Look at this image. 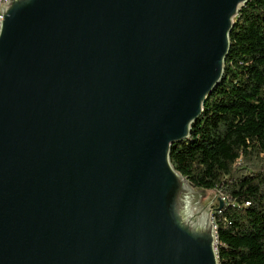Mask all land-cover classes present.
I'll use <instances>...</instances> for the list:
<instances>
[{
    "label": "water",
    "instance_id": "obj_1",
    "mask_svg": "<svg viewBox=\"0 0 264 264\" xmlns=\"http://www.w3.org/2000/svg\"><path fill=\"white\" fill-rule=\"evenodd\" d=\"M247 0H7L0 264H219L170 161L223 77Z\"/></svg>",
    "mask_w": 264,
    "mask_h": 264
},
{
    "label": "trees",
    "instance_id": "obj_2",
    "mask_svg": "<svg viewBox=\"0 0 264 264\" xmlns=\"http://www.w3.org/2000/svg\"><path fill=\"white\" fill-rule=\"evenodd\" d=\"M221 81L170 161L195 188L218 192L219 264H264V0L233 19Z\"/></svg>",
    "mask_w": 264,
    "mask_h": 264
},
{
    "label": "rangeland",
    "instance_id": "obj_3",
    "mask_svg": "<svg viewBox=\"0 0 264 264\" xmlns=\"http://www.w3.org/2000/svg\"><path fill=\"white\" fill-rule=\"evenodd\" d=\"M218 197L221 198V199H223L222 196L217 192V194H216V196H215L212 204L208 207V209L218 208V205H219ZM217 210L218 209H212V210H210V215H209L210 221H212V223H213L214 226H215V223H214L213 215L217 212Z\"/></svg>",
    "mask_w": 264,
    "mask_h": 264
},
{
    "label": "built area",
    "instance_id": "obj_4",
    "mask_svg": "<svg viewBox=\"0 0 264 264\" xmlns=\"http://www.w3.org/2000/svg\"><path fill=\"white\" fill-rule=\"evenodd\" d=\"M6 1H7V0H0V8H1V5H2V4H6ZM0 20H2V14H1V12H0ZM222 198H223V197H222ZM222 200H224V198H223Z\"/></svg>",
    "mask_w": 264,
    "mask_h": 264
}]
</instances>
